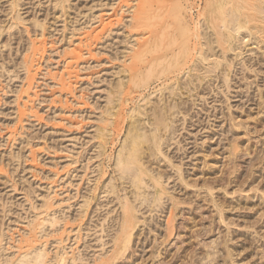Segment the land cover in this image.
<instances>
[{
    "label": "rangeland",
    "instance_id": "1",
    "mask_svg": "<svg viewBox=\"0 0 264 264\" xmlns=\"http://www.w3.org/2000/svg\"><path fill=\"white\" fill-rule=\"evenodd\" d=\"M57 3L21 0L22 21L8 30L12 15L8 0H0V25L7 28L0 39V235L6 248L12 239L19 241L51 198L54 211L50 217L59 223L44 227L39 234L41 242L54 253L55 240L62 235V247L76 254V264H86L104 253L98 238L110 240L96 226L109 209L115 211L109 218L120 215L121 210L116 200L103 207L109 198L102 194L97 205L93 202L92 214L81 215V206L95 188L99 164L107 168L111 163L110 159L97 158L92 137L111 83L119 78L127 47L134 43L128 27L134 3L73 0L65 15L55 13ZM36 22L44 24L46 30L43 32ZM105 26L100 39L91 43L89 55L87 35H95ZM32 41L43 43L45 50L34 63L32 92L24 94L26 72L21 65ZM74 48H82L85 54L71 79L66 74V52ZM252 48L255 51L247 53ZM260 54L256 45L244 53L246 59H253L254 66L253 72L245 71V75L250 76L249 81L259 82L260 88L253 84L248 90L239 66L230 90L222 89L221 93L218 80L212 89L209 83L199 91L196 106L187 103L192 119L189 116L185 125L183 120L178 123L177 139L167 151L173 163L181 166L184 182L178 180L172 165L161 162L168 174L167 188L180 203L172 212L173 231L166 236L170 199L165 201L164 213H151L143 207L139 216L148 221L135 242L134 253H126L131 264H264V113H259L258 96L259 89L264 92V57ZM62 76L72 88L70 93L61 91ZM19 108L28 109L23 121ZM233 141L239 145L236 152H231ZM235 177L237 182L231 183ZM208 187H215L213 199L225 209L214 205ZM109 218L106 228L112 225ZM226 242L235 249L233 260L227 258ZM202 252L216 253L217 261L203 259Z\"/></svg>",
    "mask_w": 264,
    "mask_h": 264
},
{
    "label": "bare ground",
    "instance_id": "2",
    "mask_svg": "<svg viewBox=\"0 0 264 264\" xmlns=\"http://www.w3.org/2000/svg\"><path fill=\"white\" fill-rule=\"evenodd\" d=\"M72 1L58 0L55 13L65 15L67 9L71 8ZM133 3L128 27L134 43L127 47L118 72L119 78L111 83L103 116L92 137V140H96L94 147L97 158L110 159L111 163L107 168L102 167V163L99 164L94 179L95 188L92 196H88L81 206V215L84 218L90 216L93 202L97 205L102 194L109 198V202L103 207L116 200L121 210L120 215L109 218L115 212L114 209H109L102 217V223L96 226L110 240L104 242L105 236H100L98 239L103 242L101 246L104 253L86 264H119L120 261L131 264L129 254L134 251L135 242L142 235V228L148 221V218L141 221L139 213L143 207L148 208L151 213H164L166 199H170L172 203L166 227V236L171 235L174 223L172 212L180 203L174 200L167 188L168 174L163 170L161 162L172 165L178 173V180L184 182L181 166L173 163L167 151L172 146L171 142L177 139L180 127L178 123L183 120L182 125H185L190 116L187 103L191 102L192 107L196 106V98L202 93L199 91H204L209 83L212 89L218 80L222 84L217 88L221 93H224L222 89L230 90L234 77L239 72L235 73V70L239 66L248 90L252 89L253 84L260 88L259 82H251L250 76L245 75V71L253 72L254 66L253 59H246L244 53L247 47L256 45L261 51L258 56L264 57V0H133ZM8 4V12L13 19L8 28L11 30L22 21L21 0H8ZM39 23L36 22V25L44 32L45 25ZM6 29L0 25V39ZM105 30L106 26L95 35H87L85 45L89 55L92 54L91 43L98 41ZM44 48L43 43L32 41L25 55L21 65L26 72L22 88L24 94L29 90L32 92L35 83L34 63ZM253 50L255 51L252 48L247 53ZM84 54L82 48L66 52L69 60L66 74L71 79L77 74L74 67L81 65ZM68 84L62 76L59 84L62 93L72 89ZM259 90L261 114L264 113V92ZM27 110L19 108L20 121L26 117ZM179 115L183 118L179 119ZM234 120L231 117V121ZM238 150L239 145L233 141L231 152ZM107 173L109 175L103 181ZM237 180L238 177H235L230 182L235 183ZM214 188H207L212 202L219 210L225 209L213 199ZM53 211L54 204L51 198H47L43 211L36 220L29 223L30 229H25L27 234L21 236L19 241L12 239L8 248L4 245L5 238L1 234L0 264H76V254H71L72 252L62 247V235L55 240L54 253L40 240L39 234L46 225L53 228L59 223L56 217H50ZM4 212L7 214L6 208ZM108 218L109 223L112 220V225L106 228ZM81 227L79 232L82 231ZM109 229L111 230L108 231ZM149 232L151 234L153 230L150 229ZM109 244L110 248L105 250ZM224 247L227 258L233 260L235 249L229 248L227 242ZM10 251L11 254L8 253ZM202 254L203 259L217 261L216 253ZM182 264L188 263L182 261Z\"/></svg>",
    "mask_w": 264,
    "mask_h": 264
}]
</instances>
